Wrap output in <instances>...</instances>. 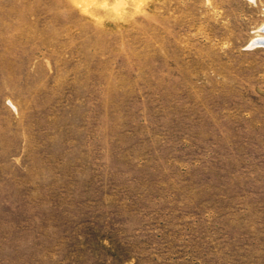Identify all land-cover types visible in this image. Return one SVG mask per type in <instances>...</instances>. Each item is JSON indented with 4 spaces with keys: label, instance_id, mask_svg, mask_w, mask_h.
I'll list each match as a JSON object with an SVG mask.
<instances>
[{
    "label": "rangeland",
    "instance_id": "374dc122",
    "mask_svg": "<svg viewBox=\"0 0 264 264\" xmlns=\"http://www.w3.org/2000/svg\"><path fill=\"white\" fill-rule=\"evenodd\" d=\"M264 0H0V264H264Z\"/></svg>",
    "mask_w": 264,
    "mask_h": 264
},
{
    "label": "water",
    "instance_id": "95a60500",
    "mask_svg": "<svg viewBox=\"0 0 264 264\" xmlns=\"http://www.w3.org/2000/svg\"><path fill=\"white\" fill-rule=\"evenodd\" d=\"M261 31L264 32V27L261 28ZM248 46L249 47H255V46L264 47V37L252 40Z\"/></svg>",
    "mask_w": 264,
    "mask_h": 264
}]
</instances>
